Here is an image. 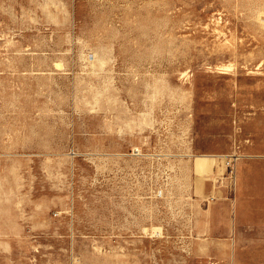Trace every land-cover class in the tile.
Wrapping results in <instances>:
<instances>
[{
    "label": "rangeland",
    "instance_id": "374dc122",
    "mask_svg": "<svg viewBox=\"0 0 264 264\" xmlns=\"http://www.w3.org/2000/svg\"><path fill=\"white\" fill-rule=\"evenodd\" d=\"M0 264H264V0H0Z\"/></svg>",
    "mask_w": 264,
    "mask_h": 264
},
{
    "label": "built area",
    "instance_id": "2783aa9c",
    "mask_svg": "<svg viewBox=\"0 0 264 264\" xmlns=\"http://www.w3.org/2000/svg\"><path fill=\"white\" fill-rule=\"evenodd\" d=\"M231 160H229V161H227V164L229 165V166H231Z\"/></svg>",
    "mask_w": 264,
    "mask_h": 264
}]
</instances>
